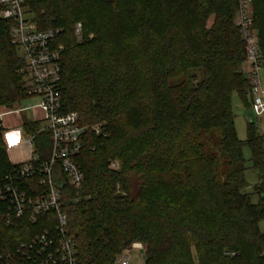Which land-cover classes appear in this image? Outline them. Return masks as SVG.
Listing matches in <instances>:
<instances>
[{
    "label": "trees",
    "instance_id": "16d2710c",
    "mask_svg": "<svg viewBox=\"0 0 264 264\" xmlns=\"http://www.w3.org/2000/svg\"><path fill=\"white\" fill-rule=\"evenodd\" d=\"M23 7L39 30H62L61 113L106 122L108 134L90 135L76 157L81 187L64 190L79 263L116 264L138 242L146 264H264V184L251 201L243 153L247 147L262 179L263 138L253 121L246 138L237 137L232 103L234 94L246 108L252 100L237 0H24ZM252 9L264 64V0ZM12 24L0 17V106L8 110L29 97ZM22 125L32 154L46 159L50 132L27 118ZM1 132L0 181L12 166ZM115 159L120 168L108 169ZM41 228L0 220L2 264H17L7 253Z\"/></svg>",
    "mask_w": 264,
    "mask_h": 264
},
{
    "label": "built area",
    "instance_id": "2783aa9c",
    "mask_svg": "<svg viewBox=\"0 0 264 264\" xmlns=\"http://www.w3.org/2000/svg\"><path fill=\"white\" fill-rule=\"evenodd\" d=\"M23 2L0 0V17L13 21L10 42L17 47L23 60L20 72L25 79L27 94L39 98L35 107L43 114L51 146L49 156L44 160L32 154L25 161L12 163L0 181V220L9 227L24 220L30 225L42 226L39 232L19 241L7 257L17 264H80L74 236L68 229L64 190L81 187L84 176L76 157L86 147L90 135L105 137L108 134L106 122L82 124L77 112L61 113L59 86L63 46L57 40L62 30H39L27 18ZM252 3L253 0H237L235 26L245 44L251 109L256 116L264 117V89L260 75L263 59L254 27ZM74 33L80 40L81 23L74 26ZM119 168V160L108 162V169ZM130 248L143 246L135 242ZM128 249L119 255L116 264H129ZM2 259L0 253V264Z\"/></svg>",
    "mask_w": 264,
    "mask_h": 264
},
{
    "label": "crops",
    "instance_id": "0c3cea01",
    "mask_svg": "<svg viewBox=\"0 0 264 264\" xmlns=\"http://www.w3.org/2000/svg\"><path fill=\"white\" fill-rule=\"evenodd\" d=\"M15 110L16 109L8 110L6 107L0 106V114L2 115L1 138L6 149L7 157L11 163H19L25 161L32 155L34 151V145L32 144L31 141L32 136L27 134L24 126L22 125L23 118H27L30 121H38L39 129H42V127L40 126L41 123L46 124L43 120V114L38 107L34 108L33 117H31L28 114L23 115L21 113L22 110L21 111H15ZM242 115L243 114H241V116ZM254 116H255L254 124L256 125V129L258 133L263 138V149H264V117L256 116V115ZM242 117H243L242 122H244L245 124L246 122H248V120L252 121V119L246 118L247 116L245 115H243ZM25 136L28 137L29 140L28 142H30V145H28ZM248 170L252 172V174L254 175V179H255L254 186L259 184L262 180L264 184V174H263V178L261 179L259 173L253 168H251V163L247 167L245 174ZM248 185L249 183L247 182V187ZM257 199L258 196L255 194V202L257 201ZM258 227L261 232H264V220L259 222Z\"/></svg>",
    "mask_w": 264,
    "mask_h": 264
},
{
    "label": "rangeland",
    "instance_id": "374dc122",
    "mask_svg": "<svg viewBox=\"0 0 264 264\" xmlns=\"http://www.w3.org/2000/svg\"><path fill=\"white\" fill-rule=\"evenodd\" d=\"M77 23H80V22H77ZM91 36L92 35L90 34L89 37H91ZM81 39H82V36H81L80 40ZM197 75L200 76V73L197 72ZM260 75H261L262 87L264 89V64L262 65V68H261V71H260ZM176 80L177 79H173V80H170V82H175ZM250 100H251V97H249V101ZM38 101H39V99L37 97H34V96L27 97V98L23 99L21 104L19 105V108H27V109L26 110H22L21 113L23 115L28 114L31 117H33L34 108H35V105L38 103ZM232 103H233L234 112L237 115L236 119H235L236 135H237V137L239 139H244V138H246V131H245L246 130V124L244 122H242V119H243L242 116L243 115L247 116L246 118L252 119V121L254 123L255 122V119H254L255 113L253 112L251 107L246 108V107L242 106L240 104V102H239V99L237 98V96L235 94L232 97ZM241 114H243V115L241 116ZM249 116H252V117H249ZM41 124H40V126L43 128V130L47 131L46 130V125L43 124V123H41ZM255 127H256V125H255ZM25 139L27 140L28 145H30V142H28L29 140H28L27 136H25ZM243 153H244V157L246 159L245 165L248 167L250 165V161H249L250 152H249V149L247 147H244ZM245 177H246V180L249 183V185H248V187H246V189L244 191L250 193L251 201L255 202V193L253 192V188H254V184H255L254 175L252 174V172H250L248 170L246 172V174H245ZM128 254H129V264H146L145 251H144L143 248H140V249L139 248H129L128 249Z\"/></svg>",
    "mask_w": 264,
    "mask_h": 264
},
{
    "label": "water",
    "instance_id": "95a60500",
    "mask_svg": "<svg viewBox=\"0 0 264 264\" xmlns=\"http://www.w3.org/2000/svg\"><path fill=\"white\" fill-rule=\"evenodd\" d=\"M59 187H62V183H59Z\"/></svg>",
    "mask_w": 264,
    "mask_h": 264
}]
</instances>
